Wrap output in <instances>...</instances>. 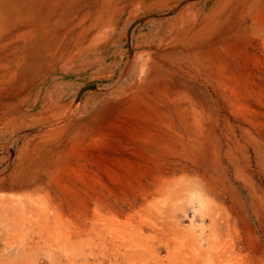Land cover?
<instances>
[{"label": "bare ground", "instance_id": "6f19581e", "mask_svg": "<svg viewBox=\"0 0 264 264\" xmlns=\"http://www.w3.org/2000/svg\"><path fill=\"white\" fill-rule=\"evenodd\" d=\"M263 12L264 0H0V201L16 230L60 233L85 264L82 231L34 185L96 153L89 164L134 184L124 198L139 205L124 219L93 208L100 226L83 232L100 251L155 264L151 230L173 264H264Z\"/></svg>", "mask_w": 264, "mask_h": 264}, {"label": "rangeland", "instance_id": "374dc122", "mask_svg": "<svg viewBox=\"0 0 264 264\" xmlns=\"http://www.w3.org/2000/svg\"><path fill=\"white\" fill-rule=\"evenodd\" d=\"M257 24L259 26H264V12L258 16ZM108 82L105 81L103 83L105 85L111 83ZM184 84L188 85L190 83L185 81ZM95 86L98 87V85ZM256 102V97H254V99L250 102L254 108L256 107ZM259 121L264 122V119L261 118ZM261 134V137L264 139V131H262ZM251 155L253 157V164L255 165V155L253 150H251ZM85 158L86 164L84 162L79 164L75 160H71L69 168L55 169V173L50 175V177L49 175H44L42 173L43 176L41 177L40 181L36 182L34 185L35 190L49 195L52 199V202L65 214V220H67L63 227L65 231L69 232L70 229L74 230L73 228H77L78 230L80 229L82 231L83 236L78 240L75 239V241L77 242L76 244H81L83 247L85 246L82 249L86 252L87 264H152L148 258L149 254L147 251L146 253L144 251L143 255L145 257L142 255L141 250H127L126 254L122 247V249L120 248L119 252H116L114 251V247H112L109 242L107 243L106 250L100 251V249L96 248V246L93 244V237H91L89 233L83 232L90 231L92 233L97 227L100 226V223L95 219L92 212L93 208L96 206L102 208L106 212L118 215L120 219H124L126 216L131 214L134 209H138L139 207V205H134L135 203L132 201V199L124 198L125 192L128 194L132 192L131 188H133L134 184L128 185L127 182V184H124V187L122 185H118V183H111L108 180L107 173V171L110 169H99L96 162L93 165L89 164V161L97 160L96 153L87 154ZM2 170L4 169H0V172ZM146 170L147 169H141L139 173L144 175ZM259 182L261 184L263 183V181L260 179ZM8 192L7 190L5 191V189L1 188L0 199H3V197H5ZM153 202L154 201L150 199L144 203V207L149 209ZM251 217L253 218L254 216L251 215ZM184 220L186 224L189 223L187 219ZM17 224V210L5 207L0 201V264H62V262L63 264H81L82 262L83 264V257L76 256L73 259V255L70 252H64V235L61 234L57 237V235L60 233H55L54 237L49 238L47 234H38L34 235L33 237L24 233V236L22 231L16 230ZM145 234L148 239V244L150 246H155L154 257L155 254L158 255L155 258V264H173L172 258L170 257V252L165 250V248L160 243L164 241L167 236H163L161 234L157 235L151 230H147ZM259 234L260 241L264 248V235L261 233V231ZM228 239L229 238L222 239L219 244L217 243V249L214 248L213 251L217 250L216 253L218 252V254H220L221 247H225V244L229 242ZM42 240H45V242ZM157 248L158 252L156 250ZM59 250L60 252H58ZM87 253L90 255L88 256ZM115 254H119V256L116 257ZM105 255L106 257L104 258ZM259 259L260 257H258V255H252L251 258L249 257L247 259V261L244 260L246 262L244 264H262Z\"/></svg>", "mask_w": 264, "mask_h": 264}]
</instances>
